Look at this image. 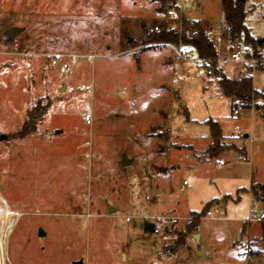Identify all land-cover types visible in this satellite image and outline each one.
I'll list each match as a JSON object with an SVG mask.
<instances>
[{"label": "rangeland", "instance_id": "obj_1", "mask_svg": "<svg viewBox=\"0 0 264 264\" xmlns=\"http://www.w3.org/2000/svg\"><path fill=\"white\" fill-rule=\"evenodd\" d=\"M177 4L0 0V212L15 214L0 215L4 264H264V203L237 201L252 177L264 185V99L235 114L193 51L142 45L175 15L224 23L221 0ZM246 8L264 40V0ZM252 54L235 43L219 64L231 79L250 70L264 92V46ZM207 120L249 162L207 159ZM162 217L177 223L159 230Z\"/></svg>", "mask_w": 264, "mask_h": 264}, {"label": "trees", "instance_id": "obj_2", "mask_svg": "<svg viewBox=\"0 0 264 264\" xmlns=\"http://www.w3.org/2000/svg\"><path fill=\"white\" fill-rule=\"evenodd\" d=\"M159 2L162 11L169 13L172 10H179L177 0H151ZM246 1L241 0H221V8L224 15L225 28L222 40L223 52L228 48L232 49L235 43L247 48V51L252 49L254 54L250 56L252 59H259L256 52L264 45H259V40L254 38L251 33V28L247 24L248 15L254 10L246 8ZM264 17V16H263ZM185 30L191 32V38L180 37L179 34L169 28L167 23L163 22L156 27H159L158 32L151 33L147 38L142 39V45H167L178 44L182 41L183 45L193 51L199 60L206 63V69L211 72V75L216 78L219 89L222 95L232 101L233 112H239V109H250L251 104L259 99H264V92H258L253 87V77L249 74L241 75L236 79L227 77L219 64V53L215 45L214 39L211 36L210 25L205 21H194L182 18ZM146 33V32H145ZM144 33V34H145ZM9 38V37H8ZM230 46V48L228 47ZM249 53V52H247ZM205 124L209 127L212 143L204 152L207 159L218 158L226 151L235 150L232 144H225L221 128L216 121L207 120ZM250 193L255 202L264 203V185L252 183ZM238 199V198H237ZM191 221L187 224V231L197 229L199 225V217L194 213L191 215ZM262 234L264 235V224L262 225ZM180 247V243L174 246V251Z\"/></svg>", "mask_w": 264, "mask_h": 264}, {"label": "built area", "instance_id": "obj_3", "mask_svg": "<svg viewBox=\"0 0 264 264\" xmlns=\"http://www.w3.org/2000/svg\"><path fill=\"white\" fill-rule=\"evenodd\" d=\"M182 18L183 16L180 15H175L173 16V19L176 20V21H179L178 22V25L177 27L175 28V31L179 34V36L182 38V37H186L187 39H190L192 36H191V32L189 30H185L184 29V26H183V21H182ZM159 31V27H155L151 30V33L153 32H158ZM214 42H215V45L217 47V52L219 53L220 55V52H221V44H222V40L220 37H216L214 39ZM179 48H176L177 49V55L179 57H183L185 56V46L183 45L182 41H180L179 43ZM178 44H171V45H178ZM240 56H241V53L240 51H237V52H234L233 54H231L230 58L234 61H239L240 59ZM199 60V59H198ZM220 60V58H219ZM254 63H256V59H253ZM203 67L206 69V63L202 60H199ZM207 70V69H206ZM207 73L209 75H211V72L207 70ZM235 114H238V111L235 113ZM184 185H186V182H184ZM0 215H3L4 217L9 218L10 216L12 215H15L14 213H11L9 212L8 210L6 211H3V212H0ZM211 215V212L208 211L207 212V216H210ZM177 223V218L175 217H162L158 220V223H157V229H162L163 227H166V226H169V225H174ZM155 229H156V226H155ZM3 252H4V246H3V241L2 239L0 238V264H4L3 263Z\"/></svg>", "mask_w": 264, "mask_h": 264}, {"label": "crops", "instance_id": "obj_4", "mask_svg": "<svg viewBox=\"0 0 264 264\" xmlns=\"http://www.w3.org/2000/svg\"><path fill=\"white\" fill-rule=\"evenodd\" d=\"M179 5V7H181L182 8V6L180 5V4H178ZM185 11H186V13H191L192 11H191V9H185ZM224 17V16H223ZM195 21H199V20H195ZM200 21H203V20H200ZM207 23L210 25V31H211V36L213 35V33L214 32H219V31H221V33H217V34H220L219 36H220V38L222 37V35H223V32H224V28H225V23H223L222 25H220L219 27L216 25V23L213 21V20H211V19H207ZM176 27V26H175ZM251 33H252V29H251ZM212 38H214L213 36H212ZM255 38V37H254ZM223 44V43H222ZM264 44V43H263ZM221 51L223 52V50H222V47H221ZM220 54H221V52H220ZM218 123V122H217ZM220 126V125H219ZM220 128H221V126H220ZM221 131H222V128H221ZM210 132V131H209ZM222 135H223V133H222ZM223 138H224V140H223V142L225 143V144H234V145H238L237 147L238 148H240V149H242L243 150V153H240L239 152V150L237 151V149H235V150H230V151H226V152H224L223 154H221L218 158H222V159H225V157H227L228 155H230L231 153H234V155H237L238 156V159L239 160H245V162L247 163V162H249V159H248V156H247V153H246V151H245V148H244V146H243V141H241V140H238V138H225L224 136H223ZM249 137L247 136V135H245L244 136V139H248ZM211 143H212V138H211V135H210V140L208 141V143H207V148L204 150V152L210 147V145H211ZM238 143V144H237ZM133 162V161H132ZM221 167V165H219V168ZM252 181H251V183H250V185H249V187H241V188H239V190H238V200L237 201H239V199H242L241 198V194H244L245 193V196H247V201L249 202V204L250 205H254L253 204V198H252V196H251V193H250V188H251V185H252V183H253V177H252V179H251ZM262 185V184H261ZM225 196H229L230 197V195H225ZM244 228H245V226H244ZM199 237V236H198ZM204 253H206L205 251H203ZM202 253V252H201Z\"/></svg>", "mask_w": 264, "mask_h": 264}, {"label": "water", "instance_id": "obj_5", "mask_svg": "<svg viewBox=\"0 0 264 264\" xmlns=\"http://www.w3.org/2000/svg\"><path fill=\"white\" fill-rule=\"evenodd\" d=\"M243 2H245V0H241ZM20 33V30L17 28H11L7 31V35L11 40H14V38ZM129 42H131V39H129ZM264 40H259V45H263ZM7 137L5 135H1L0 136V142L6 140ZM132 163V160L127 159L126 155L124 154L122 157V161L121 164L126 166ZM116 209L113 207H110V212H115ZM141 228L143 230H145L146 232L153 234L155 231V224L151 223V222H146L144 224L141 225ZM40 236H44V233L42 231H40ZM196 238L198 237V235L195 236ZM76 264H82V263H76Z\"/></svg>", "mask_w": 264, "mask_h": 264}]
</instances>
